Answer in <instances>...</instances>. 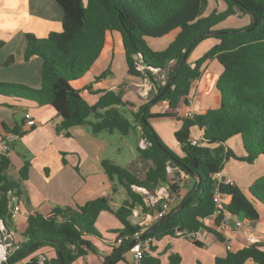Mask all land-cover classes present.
Instances as JSON below:
<instances>
[{"label":"trees","instance_id":"trees-1","mask_svg":"<svg viewBox=\"0 0 264 264\" xmlns=\"http://www.w3.org/2000/svg\"><path fill=\"white\" fill-rule=\"evenodd\" d=\"M223 1L226 4L224 10L213 9L203 15L208 0H56L62 9L61 29L50 31L44 37L25 33L24 58L36 55L42 62L40 86L34 88L0 81V94L49 104L61 117L60 128L65 130L81 125L88 126L94 134L115 130L125 136L139 125L146 146L137 150L152 165L145 178L140 180L122 165L103 159L101 165L110 181L125 190L126 198L120 205L114 209L110 205V196H100L75 208L57 206L48 216L31 213L21 233L24 241L4 264H13L46 245L55 249L56 256L49 260L51 264H61L60 257L63 264H71L90 252L96 253L89 236L101 235L95 226L101 212L113 215L120 223L121 228L114 231L116 237H130L113 247L102 264L109 259H112L110 264L124 260L123 252L140 229L139 224L131 221L133 209L144 206L141 194L135 188L152 190L167 183L173 192L178 188L175 181L177 173L170 174L166 170L167 163L191 177L199 175L201 182L196 191L193 183L179 204L170 208L147 230V236L160 239L175 235L177 229L191 231L203 228L222 241L217 229L221 216L214 215L215 191L227 198L225 207L232 214L249 221L261 220L255 206L264 208V174L248 186L246 193L235 183L218 180L214 174L223 169L229 158L253 163L258 157H264V0ZM237 12L254 14L256 25L248 31L244 30L251 26V19L242 28H216ZM112 31L118 32L121 39L126 74L145 77L153 84V94L135 110L126 108L130 102L123 97L129 93L130 84L124 81L117 85V90L103 91L92 105L81 95L89 86L81 89L73 86V82L98 58L107 33ZM217 31L223 32L215 33ZM163 37H167L169 42L162 49H154L148 43V39ZM208 38H215L217 42L191 61L192 50ZM2 45L3 41H0V48ZM187 48V56L178 67ZM210 59H216L222 67L215 83L220 95L219 103L216 107L197 112L199 82L204 77V64ZM11 60L10 56L5 63ZM108 71L99 74L95 80L104 77ZM174 74L164 93L151 102ZM190 102L196 112L187 116L184 110ZM156 104L161 108L152 111V106ZM151 121L181 122L174 132L181 154L162 141ZM192 127L203 130V146L189 142ZM3 131L6 135H22L18 126L8 128L3 124ZM237 135L241 138L242 155H236L225 144ZM28 166L29 161L25 160L17 172L19 178L27 177ZM6 171L13 172V165L7 154L2 152L0 222L10 232L12 214L8 206V192L18 196L20 190L18 180L9 178ZM114 191L116 188L112 186ZM183 202L185 204L175 211ZM236 242L239 248L226 251L223 257H216L214 264H245L247 260L264 264V242L252 237H237ZM192 243L202 246L198 240ZM155 248L150 244L149 250L144 253L143 264H163L162 253H155ZM180 261L181 257L176 252L167 255L166 264H179ZM25 264H37V257L31 256Z\"/></svg>","mask_w":264,"mask_h":264},{"label":"crops","instance_id":"crops-1","mask_svg":"<svg viewBox=\"0 0 264 264\" xmlns=\"http://www.w3.org/2000/svg\"><path fill=\"white\" fill-rule=\"evenodd\" d=\"M225 8L226 4L223 0H208L203 15L208 14L213 9L222 11ZM61 19L62 9L56 0H0V41H3L0 48V81L21 83L34 88L40 86L42 62L40 57L36 55L30 56L28 59L24 58L25 33L30 32L37 37H44L50 31L61 29ZM250 21V14L237 12L236 15H232L219 23L216 28H242L248 25ZM208 39H213V44L217 42L215 38ZM168 42L167 37L148 39V43L154 49H162ZM10 56L12 57L11 62L5 63ZM196 58L198 57H194V59ZM194 59H191V61ZM212 61H216V59L206 61L204 66L207 67ZM107 67L110 71L104 77L95 80ZM115 67L120 68L118 76ZM217 70L218 68H215V71ZM219 74L216 76L214 83H216ZM123 81L130 84L129 93L123 97L124 100L130 102L126 106L128 110H135L148 100L147 92L152 89L151 82L145 77H134L126 74L120 36L116 31L108 32L100 55L90 68L73 82V86L78 89L89 86L88 89L81 92V95L88 104L92 105L103 91L117 90V85ZM203 90L200 81L197 112L216 107L219 103L220 95L216 88L212 94H205V96H203ZM160 108L161 106L156 104L152 106L151 110L158 111ZM189 109L196 112L193 109L192 102L184 111ZM25 113H29L34 118V126L26 125ZM60 121L61 117L49 104H37L23 98L0 94V141L3 135L6 136L3 131V124L8 128L18 126L22 131L20 136L11 134L10 147L5 152L13 165V172L6 171V174L9 178L18 180L20 190L19 195L16 196L19 211L17 214L12 215L9 220V231L17 241H24L21 233L26 228L28 215L33 212L48 216L57 206L75 208L100 196H110L111 207L117 208L122 200L126 198V193L121 185L110 181L101 165L103 159H110L122 165L140 180L145 178L147 170L152 165L151 161L144 159L137 150L139 146L141 147L140 141L143 140L139 125L127 135L122 136L115 130H103L94 134L88 126L81 125L72 126L65 130L60 128ZM172 122L173 124H170L172 126L168 129L169 143L171 144L169 146L173 151L181 154L180 145L174 137V132L181 126V122L171 121L168 123ZM160 123L161 121H151L154 130L164 142L163 134L167 130L159 131L160 129H156V126ZM131 132L135 133L139 146L134 147L129 140ZM202 132V129L192 127L190 137L201 139ZM171 134L173 137H171ZM225 144L229 148H235L234 152L237 155L243 154L239 135L231 137ZM260 159H264V157L260 156L254 162L260 161ZM25 160L29 161L27 177L21 179L17 176V172ZM224 166L219 172V180L235 183L244 193L247 192L248 186L259 177L254 176V173L251 172L249 181L247 180L245 181L247 183H244L245 185H241L244 178L239 180ZM178 176L177 173L175 179ZM197 182L196 175L194 177L189 176L184 183H177L178 188L175 192L171 191L169 183L163 184L169 192V207L172 208L178 205L192 185H196ZM112 186H115L116 191L112 192ZM221 198L225 204L227 198L222 196ZM255 207L261 218L259 222L245 220L237 216V219L241 222L240 226L236 227L233 220H228L223 227L222 224L217 226L223 238L222 241L217 239L213 233L201 228L197 230L200 233L197 240L201 242L202 246L194 245L193 240L185 237L168 235L160 239L153 237L151 244L156 247L154 252L162 253L161 262L166 264L167 255L169 254L168 248H172L180 255L181 261L179 264H182L190 249L203 247L206 251V258L209 260V263L206 264H214L216 257H223L226 254V251H228L227 245L230 246L229 251H235L239 248V244L236 242L237 237H252L264 242V223L261 224L264 218V208L261 207L263 212H260L259 206ZM214 215L217 214L214 213ZM131 221L139 224L141 230L145 229V233H148L147 230L158 220L155 219L153 208L139 205L133 209ZM95 226L101 235L89 236V239L96 247L97 252L94 254L90 252L83 258H86L90 264H102L104 257L115 246L114 242L117 237L114 231L121 228V225L113 215L101 212ZM96 239L99 240V243H94ZM179 240L186 242V244L179 243ZM187 242L193 244L194 247ZM40 253H44L48 261L56 256L55 249L50 245H46L13 264H25L31 256H37ZM91 256L92 258H90ZM123 258L124 260H119L115 264H130L129 243L127 249L123 252ZM245 264L255 263L247 260Z\"/></svg>","mask_w":264,"mask_h":264},{"label":"built area","instance_id":"built-area-1","mask_svg":"<svg viewBox=\"0 0 264 264\" xmlns=\"http://www.w3.org/2000/svg\"><path fill=\"white\" fill-rule=\"evenodd\" d=\"M140 68V67H139ZM153 87V84L151 83V88ZM187 116H192L195 112L193 110H186L185 111ZM24 119L25 123L28 126H34L35 125V120L34 118L29 114L25 113L24 114ZM12 137L11 134H7L4 138L1 139L0 141V152H6L7 149L9 148L8 143L9 139ZM189 142L192 145L196 146H203L204 143L202 139L198 138H189ZM141 147L146 146V142L144 140L140 141ZM166 170L173 174L174 172L178 173L179 176L175 179L176 183H184L187 181L189 178V175L182 171L178 167H174L167 163L166 165ZM219 172L214 174V177L219 180ZM174 182V181H172ZM142 197V201L144 203L145 207L148 208H153L155 210V219L159 220L162 218L167 212L170 210L169 207V202H168V197H169V192L165 186H158L155 189L148 190L146 188H135ZM213 202L215 206V214L221 216L220 224L223 225L228 221V220H233L234 224L236 227L241 225V222L239 219H237V215L232 214L229 212L225 204L223 202V199L221 198V194L217 191H215L213 195ZM8 206L11 210V214L15 215L19 211V205L17 204V197L12 193L8 192ZM146 230H141V227L138 232L134 233L133 239L135 242L129 246V250L131 252V258H130V264H143V256L146 251L149 250L150 244L152 243L153 237L147 236V233H143ZM176 236L179 237H185L191 240H197L199 237L200 233L197 230H179L177 229L175 232ZM130 237L127 235L124 236H118L114 242V247L118 246L122 240H128ZM131 239V240H133ZM130 240V241H131ZM129 241V242H130ZM21 246V242L17 241L15 237L12 235L11 232H8L2 222H0V264H4L7 262L9 256H11L17 249H19ZM227 250L230 249V246H226ZM37 264H50L48 261L47 256L44 253H40L37 256Z\"/></svg>","mask_w":264,"mask_h":264},{"label":"rangeland","instance_id":"rangeland-1","mask_svg":"<svg viewBox=\"0 0 264 264\" xmlns=\"http://www.w3.org/2000/svg\"><path fill=\"white\" fill-rule=\"evenodd\" d=\"M16 21H18V20H16ZM213 41H214L213 39H211V40L205 39V40L201 41L192 50V52L190 54V59H194V57H199L200 55H202L207 49H209L213 45V43H212ZM122 61H123V59H122ZM123 64H124V61H123ZM215 68H218V70L215 71ZM119 69L115 67V72H116L117 76L119 75V72H118ZM106 70L110 71V69L108 67L106 68ZM221 70H222V67H220V64L217 61H212L207 67L204 66V72L205 73H204V77L201 81V86L204 89L203 90V96H205V94H212L214 92V90H215V83H214L215 78L219 74V72H221ZM153 92H154V90H152V89L148 90L147 96L148 97L151 96L153 94ZM168 122H171V121H161L160 125L156 126V129H160L159 131L167 130V132L165 134H163L164 135V143L168 147H170L169 146L170 140H169V136H168V129L170 128V126H172L170 124H173V122L172 123H168ZM130 136L131 137L129 140L131 141L132 145L134 147H136V145L139 146L135 133L131 132ZM171 137H173L172 134H171ZM234 150H235V148H233V152H234ZM224 167H226V169L228 171H230V173H232L234 176H236L239 180L244 178V181H243V183H241V185H245L244 183H247L245 181H247V180L249 181V179H250V174L254 173V176H261L262 174H264V159H260V161H256L252 164H246V163L239 161L237 159L229 158L227 160V162L225 163ZM262 210L263 209L259 206V211L263 212ZM262 223H264V218L261 221V224ZM254 224H256V223L254 222ZM178 242L186 244V242H183L180 240ZM94 243H99V240L96 239L94 241ZM188 244H191V243H188ZM190 246L194 247L193 244H191ZM168 252L170 253V252H177V251L172 249V248H168ZM206 257H207L206 251L203 249V247H197V248L194 247V249H190L189 252L186 254L182 264H206V263H209V260H207ZM90 258H92V256ZM202 260H203V262H202ZM72 264H90V263H88L86 258L79 257ZM91 264H93V263H91Z\"/></svg>","mask_w":264,"mask_h":264},{"label":"water","instance_id":"water-1","mask_svg":"<svg viewBox=\"0 0 264 264\" xmlns=\"http://www.w3.org/2000/svg\"><path fill=\"white\" fill-rule=\"evenodd\" d=\"M250 15H251V19H252V24H251V26H250L249 28L244 29L245 31H248V30L252 29V28L256 25V23H257V20H256L255 15L252 14V13H250ZM221 32H223V31H217V32H215V33H221ZM187 51H188V48H187V50L184 52V54L182 55V57L180 58V60H179V62H178V65H177L178 67H180V66L182 65V63L184 62V60H185V58H186V56H187ZM174 76H175V74L171 77V79L165 84V86L163 87V89L161 90V92H160L157 96H155L151 102H154L155 100H157V99H158V98L164 93V91L167 89V87L170 85L171 81L173 80ZM196 176H197V178H198V182H197V184H196V187H195V190H194V191H196V189L199 187V184H200V182H201V178H200V176H199V175H196ZM185 202H186V201H185ZM185 202H183V203H182V204H181V205H180L175 211L179 210V209L185 204ZM134 242H135L134 239L131 240V241L129 242V246L132 245ZM58 253H60V250H58ZM111 260H112V259H109V260L106 262V264H110ZM60 261H61V264H63L61 257H60Z\"/></svg>","mask_w":264,"mask_h":264}]
</instances>
